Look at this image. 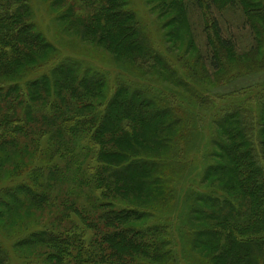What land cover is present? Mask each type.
<instances>
[{
	"label": "rangeland",
	"instance_id": "374dc122",
	"mask_svg": "<svg viewBox=\"0 0 264 264\" xmlns=\"http://www.w3.org/2000/svg\"><path fill=\"white\" fill-rule=\"evenodd\" d=\"M215 1L214 5L211 0H116V10L132 16L131 27L142 43L144 55L137 57L117 53L115 46L82 34V27L92 20L103 0H0V17L14 15L23 5L27 23L46 41L45 59L32 56L25 69L10 75L18 79L21 90L26 82L45 75L52 83V72L60 66L98 82L89 96L74 87V92H63L62 99L50 87L49 94L43 96L44 102H26L38 121L32 125L31 133L25 127L22 109L13 105L19 102L17 97L26 93L10 96V110L3 103L0 105L1 142L5 141L3 149L11 156L7 160L0 154L3 264H81L99 248L105 255L111 253L103 249L104 244L92 247L90 241L100 242V237L111 231L103 228L100 210L95 206L100 199L106 203L102 198L105 192L96 189L101 165L97 145L110 136L108 133L104 139L93 141L95 149H90V137L123 89L141 94L175 117L166 139L160 144H143L140 153H131L125 162L156 163L157 175L168 193L159 202L141 198L136 201L129 199L131 196L123 198L128 199L124 202L119 200L122 197H112L117 210L129 207L142 217L125 229L133 233L150 231V235L158 231L160 251L171 253L151 264H211L206 262L204 249L195 242L198 236L194 232L202 227L201 221L195 215L190 220L187 217L192 209L202 207L196 202L198 195L219 188L208 180L207 169L217 163L211 156L218 155L217 145L227 138L222 128L229 121L239 126L243 134L251 136L256 153H261L259 145L264 140V0H251V7L247 0H232L231 4L230 0ZM259 8L263 18H249L244 12ZM73 15L74 21L81 20L80 26L66 28L62 21ZM179 15L183 18L175 22ZM218 30L230 41L229 49H222L220 43L213 41L207 45L209 40L218 39ZM211 47L216 48L219 60L216 68L210 60ZM44 60L46 65L41 66ZM6 77H1L0 83L8 85ZM77 103L89 104L92 110L84 114L66 111V106ZM19 106L23 107L22 102ZM76 117L88 118L76 127L74 135L63 130L64 134L58 137L54 130L60 123ZM20 125H24L22 134L18 131ZM21 189L38 198L34 203H24L23 198H31L25 197L28 194ZM228 198L231 203L236 202L233 197ZM15 199L21 203L17 206L20 214L14 217L11 208L16 206ZM238 205L243 211L242 204ZM41 232L70 241V255L48 261L41 240L34 238ZM97 264L112 263L107 260Z\"/></svg>",
	"mask_w": 264,
	"mask_h": 264
},
{
	"label": "trees",
	"instance_id": "16d2710c",
	"mask_svg": "<svg viewBox=\"0 0 264 264\" xmlns=\"http://www.w3.org/2000/svg\"><path fill=\"white\" fill-rule=\"evenodd\" d=\"M211 1L215 5L216 1ZM229 2L231 4L232 0ZM247 2L251 7V0ZM115 3L116 0H103L95 9L92 20L82 27L85 29V33L82 34L85 38L115 46L117 53L120 51L124 55L137 54V57H141L144 52L139 37L131 27L132 16L117 11ZM218 8L216 4V9ZM244 12L249 18L251 15L263 18L261 8L256 11L247 9ZM24 14L25 7L22 5L14 15L0 17V78L13 75L22 68L25 69V66L31 63L32 56H37L41 60L47 56V53L43 52L46 41L40 33L34 32L35 27L27 23L25 19L27 15L24 16ZM182 18V15L177 16L175 22H180ZM62 22L66 28L80 26L79 22L74 21V15L69 20L64 18ZM213 27L217 30V25ZM216 35L219 36L218 39L209 40L207 45L210 46L213 41L216 45L220 43L222 49H229L230 41L224 39L219 30L216 31ZM214 49L216 48L211 47L210 60L216 68L219 60ZM26 58L29 60L25 61ZM44 65H46L45 60L41 62V66ZM52 73V83L45 75L38 80L26 82L23 90L19 87L18 79L12 76L6 77V80L10 81L8 85L0 83V105L3 103L9 110L11 109L10 96L26 93L24 97H17L15 100L19 102L17 104L13 102V105L14 108L18 106L22 109L25 127L29 133L33 131L32 125L38 121L36 117H32L26 102L31 103L34 100L44 102L43 96L49 94L50 87L63 99V92H74V87L83 89L89 96L95 92L98 85L97 81L84 79L70 67L60 66ZM21 102L23 107L19 106ZM14 108L12 111H15ZM89 110H92V106L85 103L66 106L67 112L73 111L75 114H84ZM87 118L66 119V122L62 121L54 132L58 137L64 134L63 130L74 135L76 127L83 124L82 120ZM171 122H175V117L170 110L167 111L164 107L158 108L141 94L123 89L117 93L108 111L95 125L90 137L92 143L95 140L104 139L108 133L110 136V139H104V142L97 145L101 165L96 175V189L101 188L105 192L102 198L106 203L100 199L95 206L97 210H100L99 220L103 228L111 231L102 235L100 242L90 241L93 242L92 247L96 244L100 246L104 244L103 249H108L111 253L105 255L99 248L97 252L88 254V258L81 264H97L107 260H110L112 264H151L163 260V257L171 253L169 250L160 251L161 242H159L158 231L150 235V231L140 232V234L126 230V227L142 217L139 213L132 212L134 210L129 207L117 210L113 203L115 198H112L119 196L122 197L119 200L124 202H128V199L123 198L130 196L132 198L129 199L137 201L141 198L147 202H159L166 199L168 193L162 182L163 179L157 175L156 163L142 160L128 164L125 162L128 161L131 153L138 155L143 144L155 142L160 144L166 139V134L174 125ZM22 128L24 125L18 127L20 134L23 132ZM222 129L224 134H227V138H224V143L217 145L218 155L211 156L217 160V163L210 165L207 169L208 180L212 184L217 183L219 188L212 189L205 195H198L196 202L202 204V207L192 209L190 218H187L190 220L195 215L201 221L202 227L194 232L198 236L195 242L206 252L207 263L262 264L264 263V140L259 145L261 153H256L252 149L251 136L243 134L239 126L235 127L234 123L229 121ZM24 134L26 135V131ZM1 141L0 137V154L6 158L9 151L3 149L2 145L5 141L3 143ZM90 149H95V143ZM6 159L11 160V156L8 155ZM117 166L119 167L115 169ZM21 191L28 194L25 197L31 198H23L24 203H34V200L38 198L27 189H21ZM228 196L233 197L236 202L231 203ZM238 202L242 204L245 212L242 211ZM20 203L18 199H15L16 206L11 208L12 216L20 214L17 212V206ZM35 237L44 245L48 261L70 255L71 244L67 239L63 240L42 232ZM78 242L83 246L81 240ZM83 251L87 252V250ZM3 258L5 259L0 253V264H3Z\"/></svg>",
	"mask_w": 264,
	"mask_h": 264
}]
</instances>
